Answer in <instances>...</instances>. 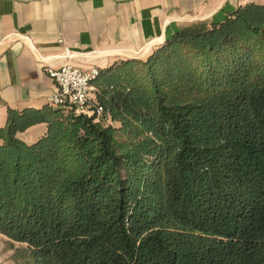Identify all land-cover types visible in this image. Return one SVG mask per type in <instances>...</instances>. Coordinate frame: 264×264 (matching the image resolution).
<instances>
[{
    "label": "trees",
    "instance_id": "trees-1",
    "mask_svg": "<svg viewBox=\"0 0 264 264\" xmlns=\"http://www.w3.org/2000/svg\"><path fill=\"white\" fill-rule=\"evenodd\" d=\"M100 70L124 80L104 102L142 138L54 108L26 144L38 119L10 111L0 232L32 264H264V4Z\"/></svg>",
    "mask_w": 264,
    "mask_h": 264
},
{
    "label": "crops",
    "instance_id": "crops-1",
    "mask_svg": "<svg viewBox=\"0 0 264 264\" xmlns=\"http://www.w3.org/2000/svg\"><path fill=\"white\" fill-rule=\"evenodd\" d=\"M250 3L264 0H0V129L14 111L23 121L38 119L16 132L24 143L46 134L55 85L45 66L61 65L66 48L75 63L104 69Z\"/></svg>",
    "mask_w": 264,
    "mask_h": 264
},
{
    "label": "built area",
    "instance_id": "built-area-1",
    "mask_svg": "<svg viewBox=\"0 0 264 264\" xmlns=\"http://www.w3.org/2000/svg\"><path fill=\"white\" fill-rule=\"evenodd\" d=\"M62 42V39H58ZM64 62L59 66L46 65L45 71L54 81L55 88L48 95V105L60 108L65 113L74 112L93 116L94 120L109 115V108L98 102L95 81L100 75L96 64L81 66L73 61L66 48Z\"/></svg>",
    "mask_w": 264,
    "mask_h": 264
},
{
    "label": "rangeland",
    "instance_id": "rangeland-1",
    "mask_svg": "<svg viewBox=\"0 0 264 264\" xmlns=\"http://www.w3.org/2000/svg\"><path fill=\"white\" fill-rule=\"evenodd\" d=\"M149 53L150 52L132 58L145 59ZM121 60L124 59H120L117 62H120ZM123 82V79L121 81L116 77H109L101 73L94 83L98 102L105 105L104 101L108 92L113 88L115 89ZM62 115L65 116L63 113ZM94 122H98L103 127L111 126L116 128L118 132L115 137L122 144H130L142 138V133L135 127L129 128L125 126L124 128H121V116L117 115V113L111 108H109L108 116L98 118L97 120H94ZM147 134L151 135L149 132ZM33 262L34 259L32 258L30 249L25 242L15 241L0 232V264H32Z\"/></svg>",
    "mask_w": 264,
    "mask_h": 264
}]
</instances>
